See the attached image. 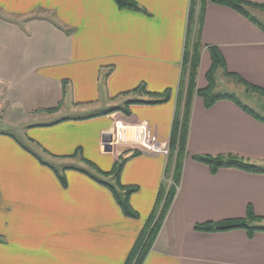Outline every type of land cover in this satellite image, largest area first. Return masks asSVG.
<instances>
[{"label": "crops", "instance_id": "1", "mask_svg": "<svg viewBox=\"0 0 264 264\" xmlns=\"http://www.w3.org/2000/svg\"><path fill=\"white\" fill-rule=\"evenodd\" d=\"M133 1L141 11L113 0H0V264H124L151 216L168 175L191 0ZM193 16L196 89L207 86L208 47L227 73L264 89V33L209 0ZM139 86L145 93L133 92ZM166 91L165 102L127 107ZM204 156L264 169V123L231 101L206 109L193 96L177 191L142 264H264L263 232L215 231L239 221L264 227V174L212 173L194 160ZM121 160L118 181L137 188L129 196L137 219L82 171L115 183L109 173Z\"/></svg>", "mask_w": 264, "mask_h": 264}, {"label": "trees", "instance_id": "2", "mask_svg": "<svg viewBox=\"0 0 264 264\" xmlns=\"http://www.w3.org/2000/svg\"><path fill=\"white\" fill-rule=\"evenodd\" d=\"M115 5L120 10H130V11H141L139 6L133 0H113ZM205 0H200V7L201 4ZM213 4L225 6L230 8L240 15L244 16L245 18L250 19V21L259 28L264 33V23L261 22L259 19L251 15V11H257L259 13L264 12V5H256L250 4L248 2L242 0H209ZM195 4V0H191L190 5V12L188 15V24H187V33H186V42L184 46V53L182 59V70H181V79L179 84L180 89V97L178 99V104L175 109L174 118L171 127L170 138L168 142V155H167V162L165 167V173H171V180L173 186L165 192L164 184H162L160 191L158 193V198L154 207V210L147 220L146 224L144 225L137 241L132 249L129 257L127 258L124 264H131L132 261L135 262L133 264H142L148 255L150 249L152 248L156 237L161 229V226L164 222L166 214L170 208V205L175 197L176 188L179 184L180 177H181V168H182V161L185 157V145H186V138L188 133V121H189V114L190 108L192 103L193 96L199 97L204 104L206 109H210L216 102L221 100H227L234 103L238 108H240L243 112L248 114L250 117L255 119L258 122L264 123V117L259 116L256 112H254L249 106L243 104L239 99H237L234 94L225 93V94H218L214 93V74L216 71L221 70L224 77L232 78L236 81L239 85H241L246 94H259L264 99V89L251 85L237 75L229 74L225 70V63L222 59L219 51L217 48L208 47V53L211 60V65L209 70L205 75V80L207 86L204 89H196V74L199 66L200 60V52L201 46L194 42L190 44V33L191 28L193 25V5ZM254 15L256 13H253ZM188 66V76H187V85L184 90V98L182 89L184 86V72ZM144 92V87L139 86L138 88L134 89L133 92ZM158 99L156 101L151 102H142V101H129L127 103V107L133 104H143V105H154L165 102L168 100L169 91L164 92L161 96H157ZM182 103V104H181ZM117 110H109L104 114L111 113ZM127 112V111H126ZM181 124V125H180ZM135 154H131L134 156ZM194 160L198 163H202L207 165L212 173H215L220 168H233L238 169L244 172L253 173V174H264V169L261 166L256 164L250 163L246 160L240 159L235 156H227L226 158L221 157H197ZM125 160H121L114 168L111 174L115 180V186L111 185L110 183L104 182L94 175L87 173L86 171L82 170L83 173L87 174L99 184H102L111 192L114 201L116 202L117 206L121 210L122 214L130 219H137L138 214L135 212L130 204H129V196L134 193L137 188L135 187H126L121 186L119 184V174L122 168V165ZM87 165L91 168L94 166L86 162ZM65 169V168H64ZM107 175V174H104ZM60 182L64 183L63 177L59 176ZM255 218L252 216L251 212L248 211V220H254ZM235 229H244L248 232L249 235H252L254 232H263L264 227L262 226H255L251 227L248 225L247 222L239 221V222H228L224 225L218 226L215 228V231H229ZM196 231L200 232H211L213 229L210 226H196Z\"/></svg>", "mask_w": 264, "mask_h": 264}, {"label": "rangeland", "instance_id": "3", "mask_svg": "<svg viewBox=\"0 0 264 264\" xmlns=\"http://www.w3.org/2000/svg\"><path fill=\"white\" fill-rule=\"evenodd\" d=\"M200 0H195V4L193 5V15L196 14L197 11L200 10ZM261 15H254L257 16L256 18L259 19L261 22L264 23V13H260ZM193 19V25L192 29H196L197 27V17ZM192 40H190V44H192ZM187 76H188V66H186L185 72H184V88L181 92H183L182 98H184V90L187 85ZM214 80V93L218 94H225V93H231L234 94V96L239 99L243 104L249 106L254 112H256L259 116L264 117V99L259 95L255 93L246 94L243 87L239 85L236 81H234L232 78L224 77V75L219 73V70L216 71L213 77ZM140 94V93H139ZM182 104V103H181ZM181 125V124H180ZM57 170L60 171L62 167L55 165ZM91 170V169H90ZM166 179L164 181V188L165 192H168V190L173 186L172 180H171V173H167ZM110 184L115 186V183H113L112 177L110 178ZM135 262L132 261L131 264Z\"/></svg>", "mask_w": 264, "mask_h": 264}, {"label": "built area", "instance_id": "4", "mask_svg": "<svg viewBox=\"0 0 264 264\" xmlns=\"http://www.w3.org/2000/svg\"><path fill=\"white\" fill-rule=\"evenodd\" d=\"M3 93V84L0 83V95ZM176 191H177V188H176Z\"/></svg>", "mask_w": 264, "mask_h": 264}]
</instances>
